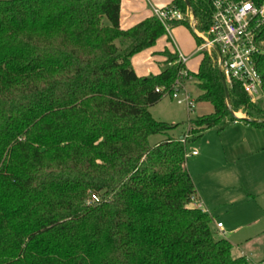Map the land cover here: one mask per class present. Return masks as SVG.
<instances>
[{
	"label": "trees",
	"instance_id": "obj_1",
	"mask_svg": "<svg viewBox=\"0 0 264 264\" xmlns=\"http://www.w3.org/2000/svg\"><path fill=\"white\" fill-rule=\"evenodd\" d=\"M189 2L173 1L206 30L211 0ZM121 3L0 0V264H254L191 205L187 146L234 119L264 127V97L227 85L232 109L247 113L238 118L207 52L191 71L165 47L162 71L138 75L132 55L168 32L154 15L121 28ZM190 19L172 26L193 31ZM257 61L264 90V53ZM183 68L214 107L190 120L185 141L150 111Z\"/></svg>",
	"mask_w": 264,
	"mask_h": 264
},
{
	"label": "rangeland",
	"instance_id": "obj_2",
	"mask_svg": "<svg viewBox=\"0 0 264 264\" xmlns=\"http://www.w3.org/2000/svg\"><path fill=\"white\" fill-rule=\"evenodd\" d=\"M190 21L192 22V18ZM170 32H173V36L168 44L172 45L173 48L180 47L185 53L193 52L200 42V38L195 31H192L185 24H178ZM167 37V33L160 36L157 39L159 40V44L163 45ZM200 55L201 52L197 51L194 56L188 59L187 67L192 68V71L198 70L197 61ZM185 85L195 97L198 95L199 89L196 85V78L187 76L185 78ZM213 110V105L208 101H197L194 111L189 110L186 104H179L170 94L165 95L160 101L150 106V111H152L156 119L176 124V128L169 130V134L176 137H180L186 133L192 136V133L189 132L191 126L190 120L196 119L202 114L211 113ZM237 113L238 117L241 118L247 116V113L242 110ZM231 123L233 122L230 121L224 124L223 130L228 128L229 132L231 129L229 126L233 125ZM166 135L162 133L153 134L150 140L152 143H155L157 140L165 138ZM237 135L238 133L235 135V138ZM226 136L225 134L222 137L218 128L213 130L207 129L197 133L195 138H192L188 142L189 154L187 155V164L194 178L195 187L198 188V191L200 188H203L208 199L211 201V214L228 224L229 218L232 215L244 214L243 219L238 222L243 221L245 218L251 219L254 211H257V209L264 205V199L255 201V199L243 200L241 198L242 194L245 193L247 183H250L249 186H251L252 184H256L262 176L264 177V149L258 152L253 151L247 154L245 158L236 159L238 161L235 162L237 163L235 166L238 168L236 171L233 169V164L230 163L228 165L224 163L226 157L228 158V155H230L227 146L228 137L226 138ZM192 149L199 151L200 155L197 157L191 155ZM200 156L202 159H200ZM250 230V228H247V231ZM247 231L245 229L243 232L237 233L235 237L241 239ZM217 234V236L224 237L219 235L218 231ZM253 238L252 245H255L258 256H264V247L262 246L264 244V235L260 234V236H253Z\"/></svg>",
	"mask_w": 264,
	"mask_h": 264
},
{
	"label": "built area",
	"instance_id": "obj_3",
	"mask_svg": "<svg viewBox=\"0 0 264 264\" xmlns=\"http://www.w3.org/2000/svg\"><path fill=\"white\" fill-rule=\"evenodd\" d=\"M211 2L213 16L206 30H200L196 26L197 20L189 10L184 12L174 3L153 7V15L164 23L167 31H170L173 21L184 20L188 16L192 18L193 31L200 38L198 51L207 52L214 57L227 85L232 87L236 82L248 93L251 101H259L264 97L263 77L257 61L258 56L264 53L262 38L264 0H211ZM179 59L186 63L188 56L181 53ZM180 73L183 76H190L187 68H183ZM170 95L179 104L184 103L189 110L194 111L197 99L186 88L185 81L179 79ZM235 113L238 114L237 111ZM237 120L239 119H234ZM189 136V133H186L181 139L185 141ZM197 153V150L191 152ZM196 199L193 197V201ZM217 226L222 228L223 222H218Z\"/></svg>",
	"mask_w": 264,
	"mask_h": 264
},
{
	"label": "crops",
	"instance_id": "obj_4",
	"mask_svg": "<svg viewBox=\"0 0 264 264\" xmlns=\"http://www.w3.org/2000/svg\"><path fill=\"white\" fill-rule=\"evenodd\" d=\"M174 0H121V11H120V25L123 29H128L131 26L135 25L136 23L146 19L148 16L153 15V7L158 6L162 7L168 4H172ZM181 24V23H179ZM178 26V25H175ZM172 26L171 29L173 30ZM170 29V31H171ZM167 31V39L163 45L159 44V40L151 46H148L147 49L142 51L136 52L131 57V64H133L136 72L138 75L147 76L151 73H159L164 68V63L166 60L167 55L164 53L165 47L169 48L172 53L177 52L179 55L182 53L188 56V59L191 56H194L195 53L198 51V44L197 48L193 52L185 53L181 48H173L172 45H169L168 42L172 39L173 32ZM129 41L123 38L117 39V44L120 48H124L128 45ZM201 55L199 60L197 61L199 67V61L201 59ZM188 60L186 61L187 64ZM189 67V66H188ZM190 68V67H189ZM192 71V68H190ZM233 124L231 129L228 132V128L220 130V134L222 137L226 134V138L228 140L227 146L230 155L225 159L224 163L230 165L233 164V169L238 170L235 166L238 162L236 159L245 158L247 154L253 151H261L264 149V127L257 126L252 124L248 121L244 120H237L232 121ZM217 127L210 128L208 130H213ZM228 132V134H227ZM238 135L235 138V135ZM182 137V136H180ZM161 140V139H160ZM159 141V140H157ZM156 141V142H157ZM259 144V145H258ZM261 144V146H260ZM260 146V147H258ZM196 149H192L191 152ZM195 157L200 155L199 151L197 154H191ZM264 155V150H263ZM200 159L202 157L200 156ZM233 161V162H232ZM188 167V164H187ZM189 169V168H188ZM190 172V169H189ZM191 173V172H190ZM193 177V176H192ZM194 180V178H193ZM195 183V181H194ZM255 183V182H254ZM258 183V184H257ZM256 184H252L249 186L250 183H247L245 188V193L242 194V199H264V177L262 176L261 179L258 180ZM197 199L191 203L193 207H203L209 213L212 206L210 204V200L207 197V194L204 192L203 188H200L196 191ZM212 215V229L214 232L219 233V235L224 236V238L228 239L232 243V254L234 257H241L244 256L247 259H250L254 264H264V256H258L257 250H255V245H252L254 241L253 236L257 237L260 234L264 235V205L261 208L254 211L252 214L251 219H244L241 222H238L243 219L244 214L232 215L229 218L228 224L222 221L218 217H214ZM236 218V219H235ZM223 222V227L218 228V222ZM247 228H250V231H247ZM246 229L247 233H245L243 238L239 239L235 237L237 233L243 232ZM256 240V239H255ZM264 247V244L262 245Z\"/></svg>",
	"mask_w": 264,
	"mask_h": 264
},
{
	"label": "water",
	"instance_id": "obj_5",
	"mask_svg": "<svg viewBox=\"0 0 264 264\" xmlns=\"http://www.w3.org/2000/svg\"><path fill=\"white\" fill-rule=\"evenodd\" d=\"M187 3H188V6H190L189 0H187ZM192 15L194 16V18H196V15H194V13ZM221 78H223L224 84L226 86L227 102H228L229 109H231V111H233V113L236 115L235 111L231 107V97H230V93L228 91V87H227V84H226V79H225V77H223V74L222 73H221ZM246 118H248V117H246Z\"/></svg>",
	"mask_w": 264,
	"mask_h": 264
}]
</instances>
